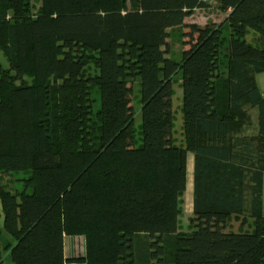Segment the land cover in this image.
I'll use <instances>...</instances> for the list:
<instances>
[{"label": "trees", "instance_id": "trees-1", "mask_svg": "<svg viewBox=\"0 0 264 264\" xmlns=\"http://www.w3.org/2000/svg\"><path fill=\"white\" fill-rule=\"evenodd\" d=\"M28 1L0 0V178L30 173L0 190V264H264V0H213L228 16L204 26L185 19L211 0Z\"/></svg>", "mask_w": 264, "mask_h": 264}, {"label": "rangeland", "instance_id": "rangeland-1", "mask_svg": "<svg viewBox=\"0 0 264 264\" xmlns=\"http://www.w3.org/2000/svg\"><path fill=\"white\" fill-rule=\"evenodd\" d=\"M41 5V0H29L21 9V14H28L31 16H34L38 12V8ZM227 14L211 9L208 6H204L198 10H194V12L188 16L187 18L190 21H196L193 23H197L200 26H204L206 24L211 23H220ZM230 22L232 23L233 29H239L237 28L238 24L234 22L233 19L230 18ZM191 23V22H190ZM241 27V26H240ZM243 28V27H242ZM183 29L186 31L190 30V27L185 26ZM241 30V29H240ZM242 32H245V28L241 30ZM251 37V35L249 36ZM192 40V37L189 35H185L182 39V42L175 41L174 46L171 47V51H174L172 53V57L176 59H180V51L181 49H188L190 46L189 44H183V42ZM169 42H172L173 40L169 38ZM169 53L168 55H170ZM0 61L8 66V60L6 58V55L3 53V51L0 49ZM94 73V71H92ZM258 82L261 87V90L264 92V72L258 74ZM182 75L179 73L174 79L169 87V89L173 90V93L171 95L172 97V105L171 110L173 114V134L177 135L179 138V142H182L184 135H183V87H182ZM131 85H133V96H134V106L135 111H137L136 116V124L139 123V114L138 111L140 109V103L138 101L139 98V88L140 83L139 80L132 81ZM49 99V95L47 94L46 100ZM49 104H47L48 107ZM30 176L29 172L26 171H12V170H4L2 177L0 178V190H8L12 192H19L24 189L26 179ZM190 176V175H189ZM193 177V175H192ZM181 207H182V213L180 216V230H190L192 228L190 224V218L194 215V209H193V182L190 180L188 182L187 188L183 192L181 196ZM230 225L229 229L231 230H237L240 225V221L242 217L232 216L230 218ZM0 227L3 229V217L0 221ZM246 225L244 228H247ZM67 246H68V255L78 254L81 249L82 245L80 244L79 239L72 240V237H68L67 239ZM2 264H13L10 257L8 255L5 256ZM71 264V263H70Z\"/></svg>", "mask_w": 264, "mask_h": 264}, {"label": "crops", "instance_id": "crops-1", "mask_svg": "<svg viewBox=\"0 0 264 264\" xmlns=\"http://www.w3.org/2000/svg\"><path fill=\"white\" fill-rule=\"evenodd\" d=\"M198 10V9H196ZM185 22L186 23H193V22H196V21H190L188 18L185 19ZM236 24H238L237 22H235ZM239 25V24H238ZM241 26V25H240ZM243 28H245V26H241ZM179 42V41H178ZM170 45L171 47L174 46V41L170 42ZM185 50V49H184ZM180 51H183V49H181ZM174 51H171V55ZM258 76L257 75V80H258ZM259 83V82H258ZM260 86V85H259ZM261 88V87H260ZM263 91V90H262ZM254 120L256 122V118L254 117ZM194 163H195V156L193 153L189 154L188 156V180H187V185H188V182L191 180L193 183H194ZM190 175V176H189ZM193 175V177H192ZM263 203H264V175H263ZM263 214H264V207H263ZM248 220H252V218H248ZM242 219L240 221V225L242 224ZM245 227V226H244ZM70 264V263H69ZM71 264H84V263H71Z\"/></svg>", "mask_w": 264, "mask_h": 264}, {"label": "built area", "instance_id": "built-area-1", "mask_svg": "<svg viewBox=\"0 0 264 264\" xmlns=\"http://www.w3.org/2000/svg\"><path fill=\"white\" fill-rule=\"evenodd\" d=\"M203 2L207 3L209 0H202ZM210 3V6L213 8V9H216V5L218 4L216 1H209Z\"/></svg>", "mask_w": 264, "mask_h": 264}]
</instances>
